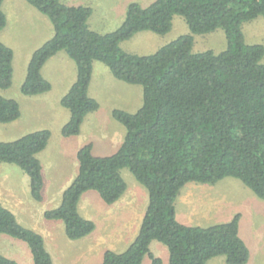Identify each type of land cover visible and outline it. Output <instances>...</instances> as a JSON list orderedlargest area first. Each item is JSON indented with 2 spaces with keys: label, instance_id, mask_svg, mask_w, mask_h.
<instances>
[{
  "label": "trees",
  "instance_id": "obj_1",
  "mask_svg": "<svg viewBox=\"0 0 264 264\" xmlns=\"http://www.w3.org/2000/svg\"><path fill=\"white\" fill-rule=\"evenodd\" d=\"M0 0V33L7 27ZM53 25L54 35L37 49L21 87L25 96L52 90L42 70L60 52L75 62L77 80L62 98L70 113L62 128L65 138L81 133L88 115L99 110L89 96L93 65L107 66L115 79L143 89V107L131 114L114 110L113 118L126 128L120 149L97 157L93 145L78 152V175L64 192L59 207L44 218L62 221L66 236L77 241L96 230L79 212L87 192L96 191L112 206L127 192L122 170L128 169L149 193L139 234L124 252L107 250L101 264H162L151 253L154 241L169 251L170 264H207L224 257L226 264H247L251 252L240 235L241 215L208 227L177 220L175 204L183 189L195 183L215 186L227 178L240 180L264 201V47L248 45L245 22L264 16V0H155L148 7L131 3L123 24L107 34L93 31V9L61 0H26ZM175 16L185 19L191 34L150 56L121 49L123 42L142 32L168 34ZM225 31L227 48L220 54L193 52L194 35ZM14 51L0 41V89L12 87ZM21 117L17 101L0 95V123ZM39 130L13 142H0V163L15 165L30 178L31 197L43 202V166L38 158L51 139ZM0 235L24 242L33 264H54L43 236L20 224L0 203ZM0 264H20L0 253Z\"/></svg>",
  "mask_w": 264,
  "mask_h": 264
},
{
  "label": "rangeland",
  "instance_id": "obj_2",
  "mask_svg": "<svg viewBox=\"0 0 264 264\" xmlns=\"http://www.w3.org/2000/svg\"><path fill=\"white\" fill-rule=\"evenodd\" d=\"M61 1L70 6L92 8L91 29L100 34H107L116 31L122 25L123 20L121 19L125 17L129 3L135 1L146 7L155 0ZM3 11L7 16L8 24L0 33V41L14 51V76L12 87L5 91L0 89V95L17 101L22 106L24 115L14 124L0 123V142L16 141L35 130H49L52 134L50 145L38 155V158L45 167L48 161L54 162V167L46 169L45 172L47 187L46 193L43 191L46 197L43 203L32 199L27 191V183L25 184L21 178L25 174L24 171L15 165L0 163V174L3 180L1 183L5 187H12L24 200L26 208H35L37 217L34 227H37V233L44 235L47 249L55 264H101L105 251L113 250L121 253L128 249L134 241L133 236L139 234L142 218L148 207L147 189L136 181L128 169H123L121 173L127 183L129 193L135 196L134 208L126 206L127 208L114 210L115 207L103 203L96 191L88 192L87 196L91 198V202L81 214L96 224V230L90 236L72 241L66 236L65 225L62 221H48L40 215L44 210L56 208L61 203L62 196L58 195L56 198L48 196L49 191L47 190L51 188L49 186L55 180L53 172H57L55 181L58 184L54 181V185H58L56 188L62 187L68 178L77 175L79 145L92 144L93 153L97 157L112 156L120 149L127 131L113 118V112L114 110L131 114L138 112L143 107V89L141 86L129 85L115 79L107 66L100 62L95 63L89 96L98 101L100 108L85 119L82 125L83 136L80 141L76 137L66 139L62 135V128L69 121L70 113L61 106L60 100L77 80L76 64L65 52H60L47 62L43 70V75L53 85V90L38 96L23 95L21 87L27 75L30 59L37 49L53 37V25L46 16L39 13L26 0H5ZM242 31L246 44L264 47V16L245 22L242 25ZM189 34L191 32L185 19L175 16L172 29L168 34L157 35L143 32L123 43L121 49L134 55L150 56L162 47ZM194 39L193 52L196 54L207 51L220 54L227 48L226 34L222 29L209 34L194 35ZM261 63L264 64V56ZM191 184L194 188L192 190L183 189L175 204L177 220L180 223L183 221V215H179V208H190V206L194 208L205 203L223 201L227 196L229 204L225 208H233L231 218L229 220L230 216H226L217 223H227L240 214L242 216L240 235L251 252V258L247 264H264V201L235 178H227L215 186ZM56 188L54 192L58 191ZM24 221L25 224L30 223L28 217H25ZM46 226L56 227L55 231L48 233L45 230ZM157 244L159 245L151 248V253L156 258H160L162 264H170L167 247L161 243ZM0 253L20 264H33L27 244L7 235H0ZM143 264H151L149 257L144 259ZM207 264H226V262L224 257H218Z\"/></svg>",
  "mask_w": 264,
  "mask_h": 264
},
{
  "label": "crops",
  "instance_id": "obj_3",
  "mask_svg": "<svg viewBox=\"0 0 264 264\" xmlns=\"http://www.w3.org/2000/svg\"><path fill=\"white\" fill-rule=\"evenodd\" d=\"M135 2V1H134ZM134 2H131V3H134ZM154 2V1H153ZM152 2V3H153ZM131 3H129L128 5H127V7H126V13H127V8L129 7V5L131 4ZM137 3H139V2H137ZM152 3H150V5L152 4ZM140 5H141V3H139ZM142 6V5H141ZM149 6V5H148ZM148 6H146V7H148ZM142 7H145V6H142ZM125 17H126V15H125ZM124 17V18H125ZM120 18H122V17H120ZM124 18L123 19H121V20H123L122 21V23L121 24H123V22H124ZM91 19V18H90ZM90 19H89V26H90ZM91 28V27H90ZM94 31V30H93ZM143 33V32H142ZM140 34V33H139ZM138 35V34H137ZM137 35H135V36H137ZM134 36V37H135ZM133 37V38H134ZM132 38V39H133ZM130 41V40H129ZM127 42V41H126ZM123 43H125V42H123ZM122 43V44H123ZM121 44V45H122ZM58 55V54H57ZM56 55V56H57ZM55 56V57H56ZM54 58V57H53ZM52 58V59H53ZM14 62V61H13ZM95 63H97V62H95ZM95 63H94V65H93V73H94V69H95ZM46 66V65H45ZM45 68V67H44ZM44 68H43V70H44ZM43 70H42V74H43ZM44 76V75H43ZM92 77H93V75H92ZM46 79V78H45ZM91 81H92V79H91ZM91 84V83H90ZM89 87H90V85H89ZM52 90H53V85H52ZM51 90V91H52ZM62 100V99H61ZM61 100H60V104H61ZM20 105V104H19ZM100 105V104H99ZM62 106V105H61ZM20 108H21V117L17 120V121H15V122H13V123H11V124H14V123H16V122H18L19 120H21L22 118H23V108H22V106L20 105ZM84 123V122H83ZM36 131H39V130H35L34 132H36ZM30 133H33V132H30ZM83 136V133H82V128H81V133L78 135V136H75L76 138H78V141H80V139H81V137ZM71 138V137H70ZM51 139H52V136H51ZM51 139H50V141H51ZM66 139H68V138H66ZM50 141H49V144H48V146L50 145ZM82 141V140H81ZM122 143H123V141H122ZM48 146H47V148H48ZM83 147V144L82 145H79V147H78V151H77V160H78V152H79V150L81 149ZM46 148V149H47ZM94 148V147H93ZM45 149V150H46ZM44 150V151H45ZM43 151V152H44ZM42 152V153H43ZM42 153H40V154H42ZM40 160V159H39ZM41 161V160H40ZM41 163H42V166H43V176H44V193H46V178H45V172H46V169H49V168H53L54 167V162H49L48 161V163H47V167H45V165H44V163L41 161ZM75 165H76V167H77V164L75 163ZM78 167H79V162H78ZM79 170V169H78ZM25 173V172H24ZM77 175H78V173H77ZM77 175H73L72 177H70V178H68L67 180H66V182L64 183V185H62V187L60 186L59 188H56L57 186L56 185H54V181L56 180V176H57V172L56 171H54L53 172V176H54V178H55V180H53V183H52V185L51 186H49V187H51V188H48V190L47 191H49V194H48V196H55V198H56V196H58V195H60V196H63V194H64V192L71 186V184L73 183V181L75 180V178L77 177ZM6 177H7V175H6ZM21 178H23V180H24V182H25V184L27 183V186H28V189H27V191H29V193H30V195H31V192H30V178H29V176L25 173L23 176H21ZM1 181H3L2 180V175L0 174V203L3 205V207H5L6 209H8V210H10L15 216H16V218H17V220L19 221V223L20 224H25V221H24V218L25 217H28V220H29V222L30 223H26L25 225H26V227H28V228H33L34 229V231H36L37 232V227L35 228L34 226H35V218L37 217L36 215H35V208H26L25 207V202H24V200L21 198V196L20 195H18V193L17 192H15V190H13V188L12 187H5V185L4 184H2L1 183ZM57 183V181H55V184ZM58 184V183H57ZM193 184H188L186 187H185V189L186 188H189V190L191 189L192 190V188H194V186H192ZM55 188H56V190H58L57 192L55 191L54 192V190H55ZM51 189V190H50ZM88 193V192H87ZM87 193L86 194H84V196L82 197V199H81V201H80V203H79V212H80V214H81V212H82V210L83 209H85V208H88L89 207V205H90V202H91V198L89 197V196H87ZM44 196V195H43ZM135 196L133 195V194H130L129 193V189L127 190V192H126V194L117 202V203H115L114 205H112L111 207H115V208H113L114 210L115 209H119L120 210V208H127L126 206H128V208H134V205H135V198H134ZM61 200H62V198H61ZM46 201V197L44 196V201L43 202H45ZM43 202H40V203H43ZM227 204H229V200H228V198H227V196L223 199V201H218V202H211V203H205V204H201V205H199V206H195L194 208H191V206H190V208L188 207V208H179V215H183V221L181 222V223H183V222H185V223H183V224H186V225H188V224H192V225H190V226H200V227H208V226H212L213 224L215 225V224H219V223H217V222H219L218 220H220V219H223V218H225L226 216L228 217V216H230L231 214H232V209L233 208H225L226 207V205ZM29 207H32L31 205H29ZM59 207V206H58ZM57 208V207H56ZM54 209V208H53ZM137 209V208H136ZM46 211H48V210H44V212H41V217L43 218L44 217V214H45V212ZM134 212H136V211H134ZM177 212V211H176ZM145 214V213H144ZM82 215V214H81ZM83 216V215H82ZM84 217V216H83ZM85 219H87L88 220V218H86V217H84ZM144 218V217H143ZM143 218H142V221H143ZM230 218H231V216L229 217V220H230ZM45 219V218H44ZM241 219H242V216H241ZM134 220H135V217H134ZM43 223V222H42ZM142 224V223H141ZM212 224V225H211ZM241 224V223H240ZM24 225V226H25ZM40 227V226H39ZM55 228L56 227H51V226H46L45 227V230H47V232L49 233V231L50 232H52V231H55ZM141 228V227H140ZM32 229V230H33ZM140 230V229H139ZM139 233V232H138ZM40 234V233H39ZM240 234H241V232H240ZM43 237H44V235H43ZM137 237V235H134L133 236V238L135 239ZM133 239V240H134ZM244 240V239H243ZM45 243H46V241H45ZM158 242L157 241H154L152 244H151V248L154 246V245H159V244H157ZM47 247V246H46ZM159 247H161V246H159ZM48 250V249H47ZM50 253V252H49ZM53 261H54V259H53ZM55 264V263H54Z\"/></svg>",
  "mask_w": 264,
  "mask_h": 264
}]
</instances>
